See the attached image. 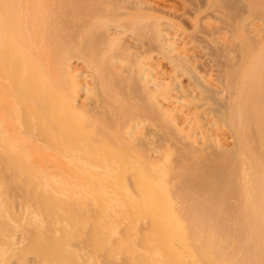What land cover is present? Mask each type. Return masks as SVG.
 Masks as SVG:
<instances>
[{
    "label": "bare ground",
    "instance_id": "6f19581e",
    "mask_svg": "<svg viewBox=\"0 0 264 264\" xmlns=\"http://www.w3.org/2000/svg\"><path fill=\"white\" fill-rule=\"evenodd\" d=\"M57 1L60 0H0V169L2 165L14 184L30 188V197L26 198L31 201L33 220H38L35 226L42 232V227L46 229V218L35 211L42 202L51 196L64 200L70 195L56 185L52 189L53 184H49L48 178H41L42 173L49 176L53 173H46L50 168L67 166L90 175L98 171L94 175L97 179V173L109 175L112 170L118 174L115 178L124 182L115 185L114 178V185H109V178L103 181L106 184L100 190L106 199L103 195L98 199L103 198L100 200H105L110 208L113 204L118 214L124 210L126 231L132 241L128 242L137 245L142 239L139 248L143 251L136 246L139 253H145L141 255L145 261L142 262L193 264L196 257L197 264H233L237 255L221 258L219 254L224 251L218 243L224 233L216 221L226 213L232 220L233 231L241 237L238 252L243 258L236 264H264V0H183L182 9H170L152 0H70L68 13L65 8L49 23L37 19V10ZM65 21L76 25L71 42L67 43L75 47L67 49L69 45L61 36L56 50L41 63L38 59L42 52L34 51L32 43L41 38L44 29L52 31L54 25ZM46 37L49 38L47 32ZM16 46L29 59L27 68L13 57ZM72 50L87 55L74 61L69 56ZM80 67L85 73L82 77L74 76ZM43 69L49 71L44 78L47 88L41 91L35 86L34 92L24 96L29 90L26 82H35L37 72ZM53 78L57 87L48 83ZM95 93L101 102L94 101L93 108H89L87 101ZM53 96L57 97L54 101L50 99ZM83 138L98 141L94 146L97 156H91L93 152L88 149L86 153L81 151L78 144ZM94 140L93 143L97 142ZM90 145L87 148L93 147ZM98 177L102 178L100 181L106 179ZM166 177L175 181L176 196L186 202L191 219L188 229L193 232L187 237L173 214L170 197L163 190ZM88 179L81 182L92 188L96 179L92 181L90 177L92 183ZM69 180L65 179L67 183ZM83 184L76 185L79 191L72 187L79 192L74 195L80 194V188L85 194L86 189L89 192V188L83 190ZM69 189L66 190L73 195ZM111 192L116 195L114 201ZM88 195H83L85 202ZM62 203L61 206L67 205ZM104 205L98 210L104 212L109 207ZM102 215L107 218L108 214ZM101 216L95 214L99 219ZM90 220L93 221L91 216ZM84 222L87 219L83 221L85 226ZM83 225L80 228L87 230ZM79 226L77 223L74 227ZM116 227L104 231L103 236L114 237L107 232L114 229V234L118 233ZM103 229L98 228V232ZM71 230L72 227L69 233L75 237L76 232ZM68 231L62 235L68 236ZM197 233L203 236L202 242H197ZM59 239H55L58 246ZM101 240L103 246L110 245L108 240ZM205 244L215 249L208 250ZM116 246L113 253L109 252L110 247L109 251L105 249L108 256L124 255L116 251ZM191 249L194 250L190 252ZM102 250H95L93 256L99 252L103 256Z\"/></svg>",
    "mask_w": 264,
    "mask_h": 264
},
{
    "label": "rangeland",
    "instance_id": "374dc122",
    "mask_svg": "<svg viewBox=\"0 0 264 264\" xmlns=\"http://www.w3.org/2000/svg\"><path fill=\"white\" fill-rule=\"evenodd\" d=\"M152 1H156V2H159V3H162L163 4V6H165V7H167V8H170V9H182V1L183 0H152ZM70 0H60V1H57V2H55V3H53L52 5H46V7L45 8H43V9H39V10H37V19L38 20H43V21H46V22H52V20H54V19H56L55 17H56V14L57 15H59V14H62L63 12H64V10H65V8H66V10H67V6H69L70 5ZM67 13H68V10H67ZM4 15L7 17V19H9V16H8V14L7 13H4ZM65 15H68V16H71V17H74V16H77V15H69V14H65ZM35 19V18H34ZM77 21H78V18L77 19H75V23H77ZM74 23V24H75ZM47 25V24H46ZM61 25V24H60ZM60 25H54L53 27H52V31H47L46 29H44V31L42 32V34L40 35L41 36V38L37 41V42H33L32 43V45H33V50L34 51H39V52H42L41 53V58H39L38 60L39 61H41V63H43L44 64V61H46L45 59H46V57H47V55L48 54H51L53 51H55L56 50V47H57V45H59V38H61V36H62V38H63V42H65L66 43V45H69V47H67V49H70V48H73V47H75L74 45H72V44H67V43H70L71 42V40H70V37L72 36V34L74 33V29L76 30V25H73V23L72 24H66V21H65V24H63L62 23V25L60 26ZM56 29H59L58 30V32L55 34V30ZM46 32H47V34H48V37L49 38H47L46 37ZM50 41V42H49ZM16 43V45L17 46H19V41H16L15 42ZM18 43V44H17ZM71 45V46H70ZM3 46H4V48L6 49V47H5V45L3 44ZM16 46V49L15 48H13V49H15V51H14V54H13V57H17V62L19 63V64H21V65H24L25 66V68H27L28 66H29V59H27V58H25V57H23V53L21 52V48L20 47H17ZM84 55H87L85 52L81 55V54H76V52L74 51V50H72V53L69 55L71 58H74V61L77 59V57H82V56H84ZM31 63V62H30ZM42 65V64H41ZM41 65H39V68H41ZM48 70L46 71L45 69H43V70H40L39 72H37V76L36 77H34V80H35V82L33 81V82H26V84H27V86L29 87V90L28 91H26L23 95L24 96H28L29 94L28 93H30V92H34L35 91V86H37V88H36V90H41V91H44L47 87H46V85H47V81L44 79L45 77H46V75H48ZM85 73V70L83 69V68H78V70H77V72L74 74V76H77V77H82L83 76V74ZM36 78V79H35ZM49 84H53V85H55L56 87H57V85L55 84V78H53L51 81H49L48 82ZM33 86V87H32ZM99 91L100 92V90H99V87H98V89H97V87H96V91ZM98 91H97V95L99 96H101V93H99L98 94ZM94 92H95V90H94ZM96 95V93H95V96L92 98H90V99H88V101H87V104L86 105H88L89 106V108H93V106H94V101H95V103L97 102V101H100L101 102V99L100 98H98V96ZM52 101H54V100H56L57 99V97H52V98H50ZM60 99H62L61 97H60ZM71 112H73V114H76L77 113V111H76V113H75V110H71ZM80 114V113H79ZM85 138H83V140H84ZM89 140H87V138H86V140H84V141H82V143L80 142V144H78L80 147H81V151L82 152H84L86 149H88L87 151L88 152H93V154L91 155V156H97L96 154H97V152H94V146H97V144H99L98 143V141L97 140H94V139H91V141H90V138H88ZM93 140H94V142L95 141H97V142H95V143H93ZM89 141L90 142H92L91 144L92 145H90V143H89ZM86 142L87 143H89V144H87L86 145ZM85 143V144H84ZM95 144V145H94ZM84 146V148L82 147V146ZM93 146V147H90V148H87L88 146ZM79 147V148H80ZM84 150H83V149ZM93 148V149H92ZM90 149V150H89ZM80 150V149H79ZM92 150V151H91ZM85 153H86V151H85ZM95 153V154H94ZM113 156H115V155H113ZM112 156V157H113ZM116 157V156H115ZM114 158V157H113ZM117 158V157H116ZM91 159V158H90ZM92 160H94V158H92ZM97 160H99V158H97ZM38 162V163H41L40 161H38V159H35V162ZM67 167V166H66ZM64 168V167H62V169H64L63 171L66 173V172H68V174L66 173V174H64V172L62 171V169H55V168H52V169H54V170H52L51 168L49 169V171L48 172H46V173H50V172H53V173H51V174H55L56 176H57V178L55 179V175H49L48 176V174L46 175V174H44V173H42V176H41V178L42 177H46V178H48L49 179V184L51 185V184H53V187L52 186H50L52 189L54 188V186L56 185L57 187H59L61 190L62 189H64V191L66 192V193H69L68 195L69 196H67L64 200L63 199H61V198H57V196L55 197V196H51V197H49V199L47 200V201H45V202H42V204H40L39 206L41 207V208H36V210H35V208H34V210L36 211V212H38V213H36L37 215H39V213L41 214V215H44V216H42V217H44V218H46V219H44L45 221L47 220V223H46V229H44L45 227H42L41 229H43V232H42V230H40V228H38V227H36L35 225H37V221L38 220H33V218H32V215L30 214V212L32 211V206H31V201H30V203H29V200L27 199L28 197L27 196H29V189L30 188H28V187H25V186H18V185H16V184H14V180H13V178L12 177H9V176H7V174L4 172V170H3V166L1 165V169H0V264H130V263H132V261L135 263V264H138V263H136V262H139L140 264H148V263H144L145 261H144V259H142V258H144V257H141V255L143 254H145V253H139L138 252V249H139V251H143L142 250V248H139V246L140 247H142V239H141V244H139V242H137V245H133V244H131L130 242H128L129 240L131 241V239L130 238H128L129 236H128V232L126 231V228L128 227L127 226V223H125V221L127 222V220L126 219H124V217H125V212H124V210H123V212H119L120 214H118V211L116 212L115 210V207H114V205L112 204L111 206V208H112V211H106V209L108 208V209H110L111 210V208H110V206H109V204H107L106 203V201L105 200H103V201H101L103 198L104 199H106V197H104L105 195L103 194V191H101L100 190V188L101 187H104V186H102V185H104V184H106L105 182H104V184H102L103 183V181H107V179H108V181H107V183H109V185L111 184V185H114V183H115V185H119V184H122L123 182H124V180L122 179V178H120L119 180H117L115 177L118 175L117 173H113V172H115V171H112V170H110V173L111 174H109V175H106V174H108L107 172L105 173V175L104 174H102V173H104V172H101V171H99V172H101V173H97V179L95 178V174H96V172H98V171H95V174L93 173L92 175H90V174H88L86 171H85V173L83 172L82 173V171H84V170H78V169H72L71 167H67V168ZM103 167V166H102ZM68 168H71L72 170H73V172H72V170H70V169H68ZM104 168V167H103ZM62 172H61V171ZM69 170H70V172H69ZM77 171L76 173H74L75 171ZM118 171H119V169H117ZM60 172V173H54V172ZM107 171H109V170H107ZM112 171V172H111ZM122 171H124V170H122ZM82 173V174H84V175H80L79 173ZM78 174V175H77ZM100 174H102V175H100ZM113 174V176H111ZM117 174V175H116ZM124 174H127L126 172L124 173ZM64 175H67V176H64ZM88 176V178L86 177V176ZM98 175L99 176H102L103 178L104 177H106V179L104 178V180H102V181H100L101 179H100V177H98ZM104 175V176H103ZM116 175V176H115ZM52 176H54V177H52ZM61 176V177H60ZM64 176V178L66 177L67 178V180H69V179H71V180H69L68 181V183H67V181H65V179L64 180H62L61 182H59L60 180L59 179H61L62 177ZM86 177L91 183H92V181L94 180V179H96V181L97 180H99V181H93L94 182V184L98 187H95V185L94 186H92L93 184H90V182H88L89 183V185L90 186H92V188H89L87 185V183L86 184H83V183H85L84 181L85 180H87V179H82V177ZM49 177H51V178H49ZM70 177V178H69ZM84 177V178H85ZM90 177L92 178V181L90 180ZM116 180H115V179ZM168 178L169 177H166L164 180H163V190L165 191V193L170 197V200H171V203H172V211H173V214L175 215V218L180 222V227H184L183 229H185L186 230V233H185V235H186V237L188 236V235H190V234H192L193 232H191L188 228H189V222H190V218H189V216H187V212H186V208H185V201L182 199V198H179L178 196H176V188H175V181L173 180V179H171V180H168ZM79 179V180H78ZM112 179H114V183H113V181H112ZM12 180V181H11ZM51 180H52V182H51ZM54 180V181H53ZM76 180V181H75ZM81 180L83 181V183L81 182ZM11 181V182H10ZM71 181V182H70ZM78 181V182H77ZM117 181V182H116ZM123 181V182H122ZM87 182V181H86ZM62 183V184H61ZM72 183H74V185L72 184ZM76 183V184H75ZM78 183H81V184H83V186L85 185L86 187H84L83 188V190L84 189H86V188H89V192L91 193V195H88V194H90L88 191H87V189H86V194H85V191L83 192L82 191V189L80 188V190H81V192H80V194L81 193H84L83 195H88L89 197H87V201L85 202V198H83V197H85V196H79L80 194H77L76 193V195L78 196V200L77 201H75L74 202V197L76 198L77 196L76 195H74V192L76 191V189L78 188V191H79V187H77V186H80L81 184H79V185H77ZM97 183H99V184H101V185H97ZM118 183V184H117ZM72 184V185H71ZM59 185V186H58ZM77 185V186H76ZM55 186V187H56ZM71 186V187H70ZM76 186V189L75 188H73L72 189V187H75ZM100 186V187H99ZM62 187V188H61ZM67 187V188H66ZM82 187V186H81ZM96 189H95V188ZM72 189V193H73V195H71V190L70 189ZM69 189L70 190V192H68L67 190ZM91 189V190H90ZM93 189V190H92ZM113 189V188H112ZM97 190V193H98V195L96 194V191ZM99 190H100V192H99ZM78 191H76V192H78ZM93 191H94V194H93ZM79 193V192H78ZM88 193V194H87ZM99 193H101V194H99ZM112 193V192H111ZM236 193H234L233 195H235ZM92 195H93V197H94V200H93V197H92ZM97 195V196H96ZM101 195V197H102V195H103V198L101 199L100 197V199H98V196H100ZM112 195H113V197H111V199L113 198V201L115 200V198H116V195L115 194H113L112 193ZM115 195V196H114ZM232 195V194H231ZM110 196H111V194H110ZM27 197V198H26ZM30 197V196H29ZM54 197V198H53ZM56 198V199H55ZM71 198V199H70ZM80 198H82V199H84V201L82 200V199H80ZM61 199V200H60ZM66 199H68V200H66ZM71 200H73V201H71ZM79 200H82V201H79ZM90 200V201H89ZM95 201L94 203H93V201ZM224 200V199H223ZM58 201V202H57ZM62 201H64L63 203H62ZM67 203H66V202ZM79 201V202H78ZM89 201V202H88ZM97 201V202H96ZM110 201H112V200H110ZM112 201V202H113ZM88 202V203H87ZM98 202H101V204H98ZM60 203H62V204H67V205H60ZM81 203H83L84 205H82ZM89 203H91V204H89ZM96 203V204H95ZM103 203V204H102ZM56 204H57V206H56ZM59 204V205H58ZM73 204V205H72ZM76 204V206H74ZM93 204V205H92ZM105 204V205H104ZM52 205H53V208L51 209V207H52ZM78 205V206H77ZM92 205V206H91ZM101 205L103 206L104 205V208H105V206L107 207V205L109 206V207H107L105 210H104V212L102 211V209H101V211L100 210H98L100 207H101ZM65 207L66 206V208L64 209V208H62L61 209V207ZM73 206V207H72ZM80 206V207H79ZM86 206H87V209H86ZM89 206V207H88ZM97 206V207H96ZM45 207L46 208H48L47 210H45ZM54 207H55V209H54ZM58 207H60V208H58V210H56ZM71 207V208H70ZM77 207V208H76ZM78 207H79V209H78ZM83 209H82V208ZM42 208H44V209H42ZM81 208V209H80ZM94 208V209H93ZM101 208H103V207H101ZM38 209V210H37ZM41 209V210H40ZM64 209V210H63ZM74 212V213H72L73 215H71V210ZM74 209V210H73ZM113 209H114V211H115V213H114V211H113ZM50 210H52L51 212H49ZM53 210H54V212H53ZM62 210H63V212H62ZM66 210V211H65ZM70 210V211H69ZM82 210V211H81ZM91 210H94L93 212H92V214H91ZM48 211V212H47ZM56 211V212H55ZM68 211V212H67ZM83 211H84V213H83ZM89 213H87V212ZM53 212V213H52ZM78 214H77V213ZM98 212V213H97ZM113 212V213H112ZM42 213H44V214H42ZM45 213L47 214V215H45ZM52 213V214H51ZM62 213V214H61ZM66 213H68V214H66ZM70 213V214H69ZM76 213V214H75ZM82 215V217H80L81 215ZM87 213V214H86ZM96 215H98V216H101L102 214H108L106 217L107 218H104L105 216H101L100 217V219H99V217L97 218V217H95V214ZM102 213V214H101ZM109 213L111 214V215H109ZM53 214H54V217H53ZM86 214V215H85ZM121 214H123V217H122V215ZM41 215H40V217H41ZM57 215V216H56ZM70 215V216H69ZM76 215V216H75ZM91 216V219H93V221L91 222V220H90V216ZM115 215V218H117V219H115L113 216ZM120 215V217H118V216ZM50 216H52V217H50ZM58 216H60V217H58ZM63 216V217H62ZM39 217V218H40ZM52 218V219H50V218ZM57 217V218H56ZM65 217H66V219H65ZM67 217H69V218H67ZM74 217V218H73ZM79 217V218H78ZM50 220H49V219ZM53 218H54V220H53ZM62 220H61V219ZM83 218V219H82ZM96 218V219H95ZM110 220H109V219ZM113 218V219H112ZM123 218V222H121L122 220L121 219ZM59 220L58 222H61L62 224H64L63 226H64V228L65 227H67L68 228V230H70V227H72V230H73V232L75 231L76 233V235H75V237L77 236V238H75L74 237V235L72 236V234H70L69 233V231L65 228V230H64V228L62 227V224L61 223H58L57 222V220ZM73 219H74V221H73ZM77 219V220H76ZM87 219V222H84L85 223V226L83 225V221L84 220H86ZM107 219V220H106ZM67 220V221H66ZM72 220V221H71ZM82 222H81V221ZM90 221V223H92V224H89V221ZM100 220H101V222H100ZM102 220H104L103 222H102ZM106 220V221H105ZM109 220V224H106V223H108L107 221ZM111 220H113V222H111ZM125 220V221H124ZM75 221H78L77 223H78V226L80 225L79 223L81 222L82 223V225L84 226V227H86V224L88 223L89 225L86 227V228H88L87 230L84 228V229H81L82 227V225L81 226H79V227H74V226H77V223L75 224ZM80 221V222H79ZM99 223H98V222ZM56 222H57V224H56ZM65 222V223H64ZM68 222H70L69 224H68ZM71 222H72V224H71ZM95 222H96V224H95ZM51 223V224H50ZM53 223H55L54 225H53ZM67 223V224H66ZM106 226H108V225H110V226H104L103 224ZM34 224V225H33ZM98 224V225H97ZM123 224V225H122ZM67 225V226H66ZM71 225V226H70ZM93 225L95 226V227H93ZM97 225V226H96ZM111 225L113 226V227H115V226H117V227H119V228H117L116 227V229H117V231H118V233H116L115 232V234L116 235H118V236H116L115 234H114V229H112L113 231H109V232H107V233H113L112 235H114V237H112L111 239H107L108 237H107V235H106V237L107 238H105L104 236H105V232L104 231H106V230H109V229H111V228H113V227H111ZM126 225V226H125ZM58 226H60L61 228H63V229H59V227ZM216 226L218 227V228H220L221 230H222V232L224 233L223 235H222V237L219 239V246L221 247V248H224V251L223 252H221V253H219V254H222V257L221 258H224L226 255H228V254H234V255H237L233 260H234V263L233 264H236V262L237 261H239L240 259H241V255L239 254V250L241 249V245H240V242H241V237H240V234L239 233H236L235 231H233V224H232V220H231V218L230 217H228L227 215H226V213H224V214H220L219 215V217L217 218V221H216ZM37 228L38 229V232H37V229H35V230H33V228ZM53 228V227H55V228H53V230L51 231V229L50 228ZM57 227H58V231H57ZM81 227V228H80ZM97 227V228H96ZM106 228V229H103V228ZM50 230H49V229ZM76 228V229H75ZM79 228V229H78ZM98 228L99 229H103V231L101 230L100 231V233L98 232L99 230H98ZM92 230V233H91V230ZM66 231H68V236H65V235H62V232H63V234H65V232ZM71 230V231H72ZM79 230V231H78ZM81 230H84V231H81ZM89 230H90V232H89ZM95 230H97L95 233H94V231ZM122 230V231H121ZM48 231V232H47ZM77 231H78V233H79V235L77 234ZM81 231V232H80ZM53 232V233H52ZM61 232V233H60ZM73 232H71V233H73ZM82 232H85V233H82ZM87 232V233H86ZM36 233H43V234H41V235H39V234H36ZM90 233V234H89ZM102 233H104V236H103V234ZM199 233V232H198ZM197 233V235H196V239H197V242H202L203 241V236L202 235H199ZM36 234V235H35ZM47 234V235H46ZM60 234V235H59ZM74 234V233H73ZM80 234H83L84 235V237H83V235L81 236ZM97 236H95V235ZM98 234V235H97ZM38 235V236H37ZM44 235H46V237L44 236ZM53 237H52V236ZM55 235V236H54ZM56 235H58V236H56ZM87 235V236H86ZM90 235V236H89ZM101 235V236H100ZM111 235V236H112ZM33 236H35V237H38V238H40V237H42V238H40L39 240L37 239V238H35V237H33ZM40 236V237H39ZM60 236V237H59ZM81 236V237H80ZM94 236L96 237V238H94ZM111 236H109V238L111 237ZM127 236V237H126ZM52 237V238H51ZM64 237V238H63ZM74 237V238H73ZM80 237V238H79ZM89 237H90V239H89ZM116 237V238H115ZM235 237V242L233 243V238ZM45 238V239H44ZM56 238H60L59 239V246L57 245V243L58 242H55V239ZM69 238V239H68ZM71 238H73V240H72V242L70 243V239ZM82 238H83V240H82ZM100 238V239H99ZM101 238L102 239H107L108 240V242H110V245H108L109 243H107V240H106V243H107V246L106 245H104L105 247H107V248H104L103 250H102V248L104 247L103 246V244H105L104 243V241H103V243H102V240H101ZM123 238V240L124 241H121L120 239H122ZM128 238V239H127ZM50 239H51V241H52V239H54L53 241H52V243H51V241H50ZM63 239V240H62ZM66 239V240H65ZM79 239V240H78ZM98 239V240H97ZM126 239V240H125ZM62 240V241H61ZM64 240H65V243H64V245H65V247H63L62 248V246H63V242H64ZM92 240V241H91ZM96 240V241H95ZM100 240V241H99ZM121 243H124V245L122 244V245H120V243H119V248H118V246H116L117 245V243H118V241ZM36 241L39 243H36ZM57 241V240H56ZM79 241V242H78ZM85 241V242H84ZM88 241H90V242H88ZM56 244H55V243ZM68 242L71 244H69L68 245ZM73 242H75V243H73ZM132 242V241H131ZM66 243H67V247H66ZM79 245H78V244ZM90 243V244H89ZM93 243H95V244H93ZM97 243V244H96ZM99 243H102L101 245L103 246H101ZM127 245H126V244ZM55 244V246L56 247H58V248H60L61 249V251L62 250H65L66 249V251H67V249L69 250V248H71V250L70 251H67V252H65V251H63V252H61L60 251V249H58V251H56L55 250V246H51V245H54ZM61 244H62V246H61ZM73 244V245H72ZM85 244H86V246H85ZM139 244V245H138ZM235 244V245H234ZM39 247V246H41V247H39L40 249H41V251H43V252H41L40 251V249L39 248H37V246ZM48 245V246H47ZM94 245H96V246H98V247H96V246H94ZM114 245L116 246V249L118 248L119 250H116L117 252H119L120 251V254H124L125 255V257H123L124 255H120L119 256V254L118 253H115V254H111L112 256L110 257V256H108L109 255V252H111V253H113V248L115 249V247H114ZM125 245H126V248H125V252L123 251V252H121L122 251V248L123 247H125ZM46 246H47V248H46ZM69 246V247H68ZM83 247V249H82V247ZM90 248H89V247ZM113 246V247H112ZM121 246V247H120ZM123 246V247H122ZM129 246H132V248H133V250H132V248L131 247H129ZM136 246H138V249H137V247ZM43 247V248H42ZM72 247L74 248V249H72ZM79 247V248H78ZM88 247V248H87ZM95 247V248H94ZM101 247V248H100ZM109 247H110V250L111 251H109ZM127 247H128V249H127ZM204 247L206 248V249H208V250H211L212 251V249H215L211 244H205L204 245ZM48 250V253H47V250ZM49 248V249H48ZM53 248V249H52ZM94 248V249H93ZM44 249V250H43ZM50 249H52L51 250V252H50ZM77 249H79V250H77ZM98 249H100V251L102 250V254H103V256L102 255H100V253L101 252H99V254L97 255L96 253H98ZM105 249H107V251H109L108 253H107V251L105 250ZM124 249V248H123ZM54 250V252H52ZM95 250H97V252L95 253V255L93 256V254H94V252H95ZM104 250H105V252H104ZM137 252H136V251ZM194 249H191L190 250V252H192ZM40 251V252H39ZM56 251V252H55ZM83 251H85V252H83ZM115 251V252H116ZM130 251H132L131 253L133 254V255H131V256H133L134 257V259H135V261H134V259L132 260V258H131V256H130ZM136 253V254H134V253ZM44 255H43V254ZM53 253V254H52ZM86 253H88V254H86ZM126 253H127V255L129 254V256L128 257H126L127 255H126ZM137 253H139V255H137ZM39 254V255H38ZM45 254H46V256H45ZM117 254H118V256H117ZM49 255V256H48ZM107 255V256H106ZM38 256H39V259H38ZM42 256L44 257L45 256V258H42ZM52 256V257H51ZM98 256V257H97ZM137 256V257H136ZM140 256V257H139ZM41 257V258H40ZM53 257H54V259H53ZM95 257H97V258H95ZM100 257V261L98 262V258ZM106 257H107V259H106ZM118 257H120V258H118ZM129 257H130V259H131V261L129 260ZM217 258L219 257V255L217 254V256H216ZM49 258V259H48ZM55 258L57 259V260H55ZM101 258H102V260H101ZM103 258H104V260H103ZM115 258H118L119 260H117V259H115ZM125 258H126V260H125ZM140 258V259H139ZM243 258V257H242ZM52 259V260H51ZM113 259V260H112ZM116 260V263H115V260ZM137 259V260H136ZM44 260H46V261H44ZM49 260V262H47ZM54 260V261H53ZM61 260V261H60ZM111 260V261H110ZM122 262H121V261ZM140 260V261H139ZM142 260L144 261V262H142ZM193 264H197L198 263V261H199V259L198 258H196V257H194L193 259ZM51 261H53L52 263H51ZM92 261V262H91ZM95 261V262H94ZM97 261V262H96ZM56 262V263H55ZM112 262V263H111ZM133 264V263H132Z\"/></svg>",
    "mask_w": 264,
    "mask_h": 264
}]
</instances>
